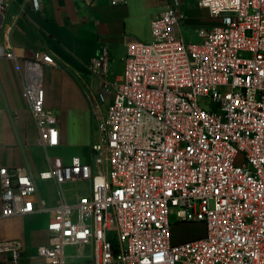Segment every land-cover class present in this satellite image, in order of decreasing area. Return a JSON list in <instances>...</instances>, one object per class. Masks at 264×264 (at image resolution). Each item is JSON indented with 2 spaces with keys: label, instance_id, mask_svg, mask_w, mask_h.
Instances as JSON below:
<instances>
[{
  "label": "built area",
  "instance_id": "2783aa9c",
  "mask_svg": "<svg viewBox=\"0 0 264 264\" xmlns=\"http://www.w3.org/2000/svg\"><path fill=\"white\" fill-rule=\"evenodd\" d=\"M11 1L0 0V11ZM198 6L221 19L198 29L200 43L185 40L171 6L152 18L150 42L128 43L121 77L108 79L105 48L91 59L89 71L113 99L91 162L54 158L39 174L54 183L56 206L32 172L0 167V218L50 216L49 243L32 264H67L88 246L87 264H264V0ZM0 58L19 56L0 47ZM46 66L56 61L42 52L22 68V97L44 149L60 143L45 107ZM104 102L100 94L94 112ZM82 183L71 200L64 187ZM172 214L203 223L205 234L174 242ZM68 247L77 254L66 255ZM23 249L20 239L0 241V264H19Z\"/></svg>",
  "mask_w": 264,
  "mask_h": 264
},
{
  "label": "crops",
  "instance_id": "0c3cea01",
  "mask_svg": "<svg viewBox=\"0 0 264 264\" xmlns=\"http://www.w3.org/2000/svg\"><path fill=\"white\" fill-rule=\"evenodd\" d=\"M199 1L127 0L113 5L112 0H38L37 7L33 0H12L0 11V47L13 48L19 59L0 58V167L32 172L40 194V186L45 191L41 197L50 207L56 206L54 183L41 181L39 174L50 168L54 158L65 164L75 159L91 162L92 144L100 138L99 123L113 99L89 71L91 59L105 48L108 79L121 77L128 43L150 42L152 18L171 6L178 10L185 40L200 43L198 29L218 25L221 19L210 17ZM42 52L56 61V66L44 68L43 85L45 107L57 117L60 143L47 149L38 143L37 127L22 97L24 59ZM100 94L105 102L98 114L93 105L99 103ZM64 188L67 193L69 188ZM49 219L48 214L0 218V241L20 239L24 244L19 264H32L38 247L49 243Z\"/></svg>",
  "mask_w": 264,
  "mask_h": 264
},
{
  "label": "rangeland",
  "instance_id": "374dc122",
  "mask_svg": "<svg viewBox=\"0 0 264 264\" xmlns=\"http://www.w3.org/2000/svg\"><path fill=\"white\" fill-rule=\"evenodd\" d=\"M65 187L69 188L67 194L70 197H75L79 190H83L86 187V184H68ZM40 191L43 197L45 196L44 189L40 186ZM45 217V216H43ZM86 220L89 221V216H86ZM172 225V239L174 242H184L188 240H193L199 237H202L205 234V225L203 223H177V219L174 214L171 215ZM66 255H76L77 250L75 247H68L65 250ZM92 253V247L88 246L87 251L85 252L84 258H75L72 261L68 258L67 264H87L89 256Z\"/></svg>",
  "mask_w": 264,
  "mask_h": 264
}]
</instances>
